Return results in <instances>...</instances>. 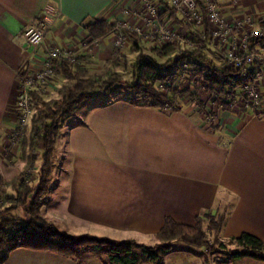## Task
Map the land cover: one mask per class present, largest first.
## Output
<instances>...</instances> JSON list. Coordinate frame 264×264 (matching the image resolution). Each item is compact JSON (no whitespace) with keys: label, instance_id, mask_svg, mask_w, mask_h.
I'll use <instances>...</instances> for the list:
<instances>
[{"label":"crops","instance_id":"obj_1","mask_svg":"<svg viewBox=\"0 0 264 264\" xmlns=\"http://www.w3.org/2000/svg\"><path fill=\"white\" fill-rule=\"evenodd\" d=\"M136 3L0 0V153L17 124L19 68L37 66L46 47L54 45L71 48L77 57L87 58L89 65L108 63L116 52L113 35L88 43L84 26L94 19L113 25L138 24L140 20L124 14ZM219 9L235 25L264 12V0H222ZM168 16L169 12L160 15L159 21ZM39 19H47L50 27L41 45L29 47L23 32ZM173 26L181 33L187 29L177 23ZM253 50L264 53V41H257ZM122 97L109 101L95 96L65 122L52 157L53 162L61 152L64 161L56 177L50 174L45 205L64 211L66 220L74 224L100 228L103 236L116 242L153 246L165 217L193 225L197 216L210 212L214 216L225 213L219 233L222 242L247 233L264 244V96L260 112L224 110L207 97L196 96L205 101L212 117L203 115L195 101L190 104L185 97L178 110L139 106ZM17 249L10 254H18V264H30L36 257L60 263L44 251ZM198 250L203 253L204 249ZM187 258L192 264H204L197 254ZM86 264L102 263L92 259ZM226 264L264 262L245 256Z\"/></svg>","mask_w":264,"mask_h":264},{"label":"trees","instance_id":"obj_2","mask_svg":"<svg viewBox=\"0 0 264 264\" xmlns=\"http://www.w3.org/2000/svg\"><path fill=\"white\" fill-rule=\"evenodd\" d=\"M169 13L177 24H181L173 13ZM116 25L103 19L87 22L84 29L89 38L88 43L113 35ZM184 26L188 31L193 29L190 24ZM121 31L131 44L129 52L135 54L132 81H127L116 70L90 73L87 58L80 56L76 58V63L66 60L56 62L55 74L63 79L56 99L45 100L43 94L38 91L29 92L31 115L28 130H24L22 135H17L19 126L16 124L13 133L19 139V160L24 163V170L9 181L4 180L0 173V263L5 262L11 251L26 248L51 251L73 260L76 264H85L81 257L82 250L91 247L98 250L102 264H139L138 257L134 255L136 248L144 250L142 255L150 264H164L162 256L171 250L174 242L204 249V264H226L245 256L264 262V244L256 237L242 233L236 238H230L228 242L219 239L225 213L214 216L206 212L197 216L193 225L178 223L170 217H165L162 227L154 234L157 243L153 246L137 244L134 241L116 242L106 238L70 236L60 232L41 215L40 209L46 203L49 193L51 158L60 128L93 97L101 96L114 101L118 96L112 95V90L118 91L119 94L125 91L126 96L135 105L163 110L167 104L171 110H178L179 99L191 96L195 105L199 106V111L207 117H212L213 113L205 109V101L196 98L202 91L211 104L224 110L230 109L238 83L232 81L229 68L216 67L204 54L201 46L206 44V39L195 34L193 46L183 47L178 40L165 45L159 51L163 54L171 53L174 57L167 61V64L158 66L141 50L143 39L140 36L126 29ZM257 41L263 42L264 38L251 42L252 51ZM108 63L114 69L128 66L126 56L121 50H116ZM182 64L191 69L188 80L195 83V86L178 89L173 85L175 77L185 71ZM161 85L165 93L159 90L158 86ZM36 152H39V156ZM2 154L6 159L11 158L8 149ZM37 157L41 164L38 168L37 183L34 185L29 182V174L34 170ZM19 209L23 210L26 218L13 216ZM230 245H234V248H230ZM211 256H221L225 260L213 263Z\"/></svg>","mask_w":264,"mask_h":264},{"label":"built area","instance_id":"obj_3","mask_svg":"<svg viewBox=\"0 0 264 264\" xmlns=\"http://www.w3.org/2000/svg\"><path fill=\"white\" fill-rule=\"evenodd\" d=\"M222 0H137L133 9L124 10L140 20L138 24H117L113 34L116 50L129 43L121 29L136 33L143 40L153 41L160 47L178 40L183 47L194 45V35L206 39L201 48L207 58L216 67L231 70L232 81L238 83L236 94L230 107L242 112L246 110L262 111L264 96V53L252 51V41L264 38V12L252 15L243 22L232 25L220 13ZM237 3L239 0H230ZM171 12L177 20L190 24L192 31L183 33L174 28L172 15L163 22L159 21L163 12ZM206 23V27H205ZM50 27L47 19L35 20L34 24L23 32L25 43L36 48L42 44L45 33ZM239 35H235L234 32ZM41 62L33 68H19L16 77L15 107L18 121V134L29 125L31 115V98L29 92L36 90L46 94L56 78L55 67L59 60L76 63L77 56L71 48L64 46H47ZM186 69L187 65L182 64ZM184 73L180 74V77ZM165 93L162 85L158 86ZM198 97L201 95L198 93ZM169 108L167 104L164 106ZM179 107V104H177Z\"/></svg>","mask_w":264,"mask_h":264},{"label":"rangeland","instance_id":"obj_4","mask_svg":"<svg viewBox=\"0 0 264 264\" xmlns=\"http://www.w3.org/2000/svg\"><path fill=\"white\" fill-rule=\"evenodd\" d=\"M130 45L131 44L129 42L127 45L123 46L120 49L125 54L126 59H127L128 66L126 68L123 66H119V67L114 69L112 66H110L109 63H104L101 65L100 64H94V65L88 64L87 68H88L89 72L94 73V74H99V73H105L107 70H116L117 73L122 75L127 81H132L133 78H132L131 73H132V65L135 62V54L134 53L132 54L129 52ZM114 46H115V44H114ZM140 47H141V50L145 54H147L150 58H152L158 66H161L163 64H167L168 63L167 61H170L174 57V55H172L171 53L163 54V52H160L159 50L162 47L158 46L157 44H155L153 41H150V40H143ZM115 49H116V47H115ZM183 73L184 74L182 77H180V75H177L175 77V79L173 80V85L175 87H177L178 89H184L187 86H190V87L195 86V83H191L188 80V77L191 74V69H189L187 67L185 69V71H183ZM62 82H63V79L59 76H56L54 83L52 84V86L49 87L47 93L43 94L44 99L45 100L56 99L58 97L57 91H58L59 87L61 86ZM120 93L121 94H119L118 91L114 92L113 90L111 92L112 95H116V96H118V98H123L122 96L127 97L126 96L127 92L121 91ZM199 94L201 95L202 100H204L207 97V95H203L202 91L199 92ZM185 98L187 101H190V104L192 103V97L191 96H185ZM96 100H98V98L93 99L92 103H88V104L91 105ZM177 104L183 106L185 103H184V100L180 99ZM83 107L84 106H81L79 108V111L81 110V112H82ZM163 110H171V109L164 107ZM79 111H78V113H79ZM17 124H18V121H17ZM64 125H65V123L63 124V126H61L60 130H64L63 129ZM28 127H29V125L26 127L25 130H28ZM23 131H21L20 134H17V135H22ZM13 133H12V138L11 137L7 138V143L5 145L6 148H4V150L8 149V152L11 153V158L6 159V157L2 153H0V173H1V176L3 177V179L6 181H9L14 176H16L17 174H19L21 171L24 170V163L21 160H19V153H18V141H19V139H18V136L13 134ZM53 152H54V150H53ZM36 153L39 156V152H36ZM53 154H55V153H53ZM53 154H52V157H53ZM63 161L64 160H62L61 152H59L55 156L53 162H52V158H51V172L53 173L52 176H54V177L57 176V174H58L57 171H59L58 168L62 164ZM40 164H41L40 159H39V157H37V160H36L35 166H34V170L29 174V182L34 184V185L37 183V173H38V168H39ZM47 201H48V195H47ZM40 213L45 218L46 221L53 223L54 226L60 232L65 233L67 235L75 236V237H79V236H90V237H95V238H105L106 237V239H109L107 236H103V234L100 233L101 232L100 228L95 229V228H90L88 226H84L85 229L83 230L84 227H82V225L80 226V225L72 223L70 220H66V217L64 215V211H61L59 209H52V207H50L49 204H46L44 208L41 207ZM13 216L26 218L22 209L15 211L13 213ZM76 225L78 227H76ZM156 243L157 242L155 241V244ZM147 245H150V244L148 243ZM20 249L22 250V248H18L16 251L18 252V250H20ZM143 251L144 250H142L141 248H136V249H134V255L136 257H138L139 264H150L148 262V260L145 258V256L142 255ZM44 252H47V253H49V255H51V256H47L48 258L53 257L54 259H60V263L58 262V264H69L70 262H72L71 259H69L65 256H62L60 254H57V253H54L51 251H44ZM15 253L14 252H12L11 254L9 253V255H11L10 261H9L10 263L9 262H7V263L3 262L0 264H18V262L15 261V260H18V254L17 253L15 254ZM191 253H193L194 255L197 254V259L204 262V260L202 258V254H201L202 251L201 250H198L196 248L190 247L188 245H185V244H182L179 242L172 243L171 250L169 252L165 253L162 256V258H163L164 264H179L180 261L181 262L182 261H188V264H192V262L189 261V259L187 258V256L191 255ZM81 257L83 258L85 264L89 260H92V259H97V260L99 259L100 260V255L98 253V250L91 248V247L82 250ZM210 259L213 261V263H214V261H218V262L222 261L223 262L225 260V258L221 257V256H211ZM46 260H48L46 257L40 258L39 260H38V257H36L32 260L30 259V264H50ZM100 262H101V260H100ZM53 264H57V263H53Z\"/></svg>","mask_w":264,"mask_h":264}]
</instances>
